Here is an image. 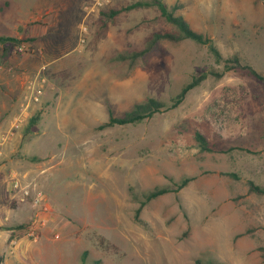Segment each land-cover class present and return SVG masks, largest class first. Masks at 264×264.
Here are the masks:
<instances>
[{
	"label": "rangeland",
	"instance_id": "obj_1",
	"mask_svg": "<svg viewBox=\"0 0 264 264\" xmlns=\"http://www.w3.org/2000/svg\"><path fill=\"white\" fill-rule=\"evenodd\" d=\"M137 1L0 0V36L20 40L7 52L0 43V166L7 186L14 174L45 194L17 227L31 241L38 237L29 227H46L28 262L58 264L63 254L64 264H80L87 251L86 264H264V193L251 187H264V84L242 68L224 71L238 56L264 76V5L166 0L223 61L186 39L162 42L129 67L119 54L174 31L155 9L122 10ZM34 81L43 94L12 128ZM149 98L167 109L104 126L109 111L118 116ZM185 178L179 192L141 205L154 188Z\"/></svg>",
	"mask_w": 264,
	"mask_h": 264
},
{
	"label": "trees",
	"instance_id": "obj_2",
	"mask_svg": "<svg viewBox=\"0 0 264 264\" xmlns=\"http://www.w3.org/2000/svg\"><path fill=\"white\" fill-rule=\"evenodd\" d=\"M256 2H262L264 5V0H255ZM152 8L157 10L160 13V17L164 19V21L171 25L174 31L166 32V33H153L147 40L145 47L142 50L135 51V52H124L117 56V60L124 62L129 67H133L136 63L143 61L146 59L153 51H155L162 42H180L182 40L190 39L195 41L198 44L208 45L210 51L214 54L219 62H222L223 59L213 45L212 40L209 37H206L202 34H199L191 29L190 25L185 21V19L181 16L176 14L177 8H171L166 0H141L137 1L127 7H124L123 11H130L134 9H148ZM117 12H112V15L116 14ZM0 43L4 46L3 50L5 52L9 51L11 46L14 43H20V40L14 37L8 36H0ZM224 71H230L234 68H242L248 70V72L255 77L257 80L263 82L264 84V76L252 69L248 65H242L240 62L239 57H235L234 61L225 60ZM233 64V65H232ZM206 75H202L200 77H196L192 80L191 83L185 85L180 93L174 99V103L171 108L177 107L181 102L184 100L187 93L196 87L205 77ZM166 108V103L156 100L155 98H149L146 101L137 103L133 106V108L127 112H124L121 115L114 116L112 111H109V120L104 126H125V125H132L138 124L143 122L145 119L153 117L155 114L162 112ZM40 114H36L30 118L28 129L32 128L38 121ZM198 139L201 142V145L207 149V142L202 136H198ZM37 160V159H36ZM190 181V179L185 178L182 179L179 183L173 184V186H163V187H156L147 194L144 195V201L141 205H145L152 200H155L163 195L169 193H177L182 190ZM251 187L253 190L258 191L260 193H264V187L256 186L251 183ZM140 213V209L136 213V218ZM87 251H85L81 255L80 264H86L87 258ZM94 264H99V262H95ZM213 264V263H210Z\"/></svg>",
	"mask_w": 264,
	"mask_h": 264
},
{
	"label": "crops",
	"instance_id": "obj_3",
	"mask_svg": "<svg viewBox=\"0 0 264 264\" xmlns=\"http://www.w3.org/2000/svg\"><path fill=\"white\" fill-rule=\"evenodd\" d=\"M25 59L22 58L17 65H22ZM4 166H0V264H29L28 256L35 257L40 252V243L45 235L46 227L36 228L35 233L38 237L36 241L30 240L31 237L25 235L17 227L30 223V219L35 216L36 209L31 203L22 197L21 193L12 190L11 183L7 186L6 178L3 176ZM7 201L14 202V208L11 210ZM49 203L46 202L44 208L51 213L45 216L49 222L53 221L55 216ZM52 211V212H51ZM46 212V211H45ZM53 213V214H52ZM44 213L42 214V216ZM30 235V234H29ZM58 264H64L63 254L57 256Z\"/></svg>",
	"mask_w": 264,
	"mask_h": 264
},
{
	"label": "built area",
	"instance_id": "obj_4",
	"mask_svg": "<svg viewBox=\"0 0 264 264\" xmlns=\"http://www.w3.org/2000/svg\"><path fill=\"white\" fill-rule=\"evenodd\" d=\"M108 2V0H94L93 5L94 7H100L105 5ZM42 79H40L41 81ZM37 81V80H36ZM36 81L30 83L29 87H28V95L26 96V100L28 101V105L26 107H23V110L21 111V113L19 114V116H17L15 118V122L12 125V128H17L19 123L22 122L21 120V116L22 114H24V112H26L29 104L31 102H38L39 98L41 97V95L43 94V90L41 85L37 86ZM11 186H12V190L14 191H20V193L22 194V197L26 200H28L32 207L34 209H40V207H42L44 200H45V194L43 193L42 190H40L39 188H37V186H34L32 184H28L25 186H22L21 181L14 175L11 174ZM40 224H43L42 221H38ZM36 224V225H35ZM39 224V225H40ZM34 225L37 226V220L34 221ZM35 227L31 226L29 227V232L31 236H35ZM56 238H58L59 236L56 235Z\"/></svg>",
	"mask_w": 264,
	"mask_h": 264
}]
</instances>
